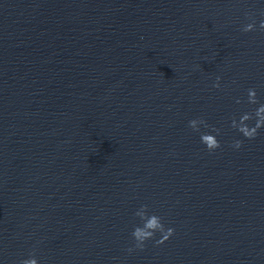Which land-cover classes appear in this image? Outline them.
<instances>
[{
  "label": "water",
  "instance_id": "water-1",
  "mask_svg": "<svg viewBox=\"0 0 264 264\" xmlns=\"http://www.w3.org/2000/svg\"><path fill=\"white\" fill-rule=\"evenodd\" d=\"M262 21L264 0H0V264H264ZM153 216L173 233L138 248Z\"/></svg>",
  "mask_w": 264,
  "mask_h": 264
},
{
  "label": "clouds",
  "instance_id": "clouds-1",
  "mask_svg": "<svg viewBox=\"0 0 264 264\" xmlns=\"http://www.w3.org/2000/svg\"><path fill=\"white\" fill-rule=\"evenodd\" d=\"M254 27V25L252 24H248L243 28V31L247 32L252 30ZM260 28L264 29V21H262L260 23ZM190 125L194 126L195 125V121H190L189 122ZM156 221V217H152V220L150 223H147L143 229L141 228H136L133 232H132V237L134 238V240L137 242L136 246L138 248H142L144 245V242L150 238H152V236L154 235L155 232L160 231L162 233H165L163 236V239L166 240L168 239L169 236L172 235L173 233V229L169 228L167 229V231L165 232L164 226L163 225H158L155 223ZM151 229V230H148ZM163 242V241H161ZM22 264H37V261L34 258H29V259H25L22 261Z\"/></svg>",
  "mask_w": 264,
  "mask_h": 264
}]
</instances>
